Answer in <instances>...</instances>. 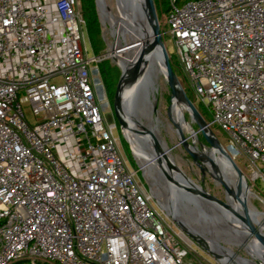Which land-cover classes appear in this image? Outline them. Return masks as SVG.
I'll return each mask as SVG.
<instances>
[{
	"label": "built area",
	"instance_id": "obj_1",
	"mask_svg": "<svg viewBox=\"0 0 264 264\" xmlns=\"http://www.w3.org/2000/svg\"><path fill=\"white\" fill-rule=\"evenodd\" d=\"M166 3L188 89L264 186V0ZM84 25L78 0H0V264H217L127 167Z\"/></svg>",
	"mask_w": 264,
	"mask_h": 264
},
{
	"label": "water",
	"instance_id": "obj_2",
	"mask_svg": "<svg viewBox=\"0 0 264 264\" xmlns=\"http://www.w3.org/2000/svg\"><path fill=\"white\" fill-rule=\"evenodd\" d=\"M94 1L96 10L99 11L98 1ZM120 2L125 5L127 16L130 17L135 26L134 30H137L142 35V40L134 41L131 38L129 44L124 43L122 46L132 47L140 44L134 58L120 67V75L114 88L112 115L106 120L114 122L120 134L132 147L133 142L126 134V125L123 123L125 106L127 105L126 88L128 85L133 86L134 96H137L140 82L147 80L152 84V79L163 76L170 92V104L167 107L166 113L169 111H174L176 114L180 113L179 121L185 122V132L188 133V136H186L185 132L182 133L180 131V134H182L179 137L178 143L196 165L200 166L201 161L211 164L210 169L203 168L213 179L214 177L217 178L222 184L224 199L209 193L200 184L195 183L188 177L172 160L171 156L168 155L171 149L168 147L165 149L160 146L159 141L155 137H153L155 146L153 149L154 154L150 158L151 162L159 168L160 172L167 179H174L178 183V186L184 193V197L181 198L182 204H186L193 215L190 220L192 223L198 224L205 221L208 218V213L213 210H222V212L231 211L235 218L246 225L247 230L244 236L247 239H255L257 246L254 247V252H248V256H241L233 251L229 254L225 248L211 247L202 237L196 235L191 230L187 229L186 232L191 236L195 244L219 264H257V261L259 264H264V226L262 225V221L257 218L259 213L252 211L247 206L250 193L249 183L242 170L215 137L208 123L181 86L171 66L169 55L162 39L154 1L120 0ZM135 14H139L142 23H144L142 27L137 24ZM144 94L147 97L149 96L148 91H145ZM154 99L156 101V98ZM184 112H186L188 119L184 115ZM192 125H195L197 130H194ZM197 134H200L204 143L198 140ZM189 140L191 141L189 142ZM205 143L209 146L208 149L205 148ZM205 150H212V154L220 155L224 160L223 166L219 167L216 161L214 162V159L212 160L210 155L205 153ZM227 172L232 173L235 177V182L228 179ZM223 174L226 178H224ZM173 199L175 201L173 203H177V197L175 196ZM233 200H237V207L232 205Z\"/></svg>",
	"mask_w": 264,
	"mask_h": 264
},
{
	"label": "rangeland",
	"instance_id": "obj_3",
	"mask_svg": "<svg viewBox=\"0 0 264 264\" xmlns=\"http://www.w3.org/2000/svg\"><path fill=\"white\" fill-rule=\"evenodd\" d=\"M105 4L108 6L109 10L112 12L113 15H119V8L118 3L116 0H104ZM95 2V1H94ZM161 4L157 9V17L159 21L162 22V14L165 13L167 9V3L166 0H160ZM78 7L80 8V0H78ZM161 7V9H160ZM97 11V10H96ZM100 28H101V37H100V52L98 54H108L105 58L98 64L99 68V80L101 82V90L99 92V101L103 110V113L105 115V119H108L110 115H112V96L114 98V88L117 82V79L120 75V65L121 62L118 57L111 56L110 52L114 50H119L122 48L124 43L129 44L131 41V37L128 36L126 31L119 30V34H121V39L119 40V45L115 48V38L112 34L113 28L116 27L111 25L107 21H103L101 19V16L99 14V11H97ZM102 20V21H101ZM109 24V25H108ZM161 29L164 31L166 29V26L161 23ZM85 37V45L87 49V55L90 57L94 54L90 42L86 36V33L84 34ZM163 41L165 44V47L167 49L169 59L171 66L177 75V78L183 87L184 91L188 95V97L191 99L197 110H201L204 114V119L206 122L210 120V114L205 110L204 106L200 103H197L196 99L194 98L193 93L188 89L187 85V79L185 77L184 72L182 71V68L179 66L177 54L175 47L170 40V37L168 35L163 36ZM97 55V54H94ZM113 59H112V58ZM101 66H104L106 70L109 73V79L110 83H108L109 88L106 86V82L103 80V77L101 76ZM122 66V65H121ZM156 101L154 102L155 110L161 120L159 124V130L160 135L162 139L164 140L165 144L168 148L171 149L170 155L172 160L179 166V168L185 172V174L190 177L195 183L200 184L205 190H207L209 193L224 199V193L222 189V184L219 182L217 178L214 177V179L210 176V174L204 169L206 168V164L209 165V163L205 161L200 162V166L196 165L190 157L186 154V152L183 150L182 146L178 143L179 138L177 137L176 133L168 128V116H167V107L170 104V92L168 90V86L163 78V76H159L158 80V90L155 94ZM28 118L31 119L30 114L28 113ZM184 115L188 119V116L186 112H184ZM194 130L196 129L195 125H192ZM211 131L215 135V137L220 141V143L225 146L226 144V136L224 133H222L217 127L213 126L210 127ZM185 135L188 136V133L185 132ZM115 136L118 137V147L119 150L123 156V159L126 162L127 167L130 170H137L136 179L137 182L141 188V190L145 193V195L149 198V202L151 205L156 208L164 217L166 223L169 224V226L172 228L174 232L179 234L184 238V240H192L191 236L186 232L187 229H184L182 227V224L177 221L173 215H170L166 210V205L164 207L163 204V197L164 192L162 191L164 181L163 180H156L154 179V168H146L143 163V159L140 157V155H135L132 151V147L128 144V142L124 139V137L120 134L118 129H115ZM198 140L203 142V139L201 138L200 134H197ZM191 140H189L190 142ZM196 145H198L196 143ZM132 148V149H131ZM205 148L208 149L209 146L205 143ZM237 166L242 170L246 177V173L244 171V164L242 162V159H234ZM206 163V164H205ZM204 167V168H203ZM211 173V172H210ZM213 173V171H212ZM160 177V176H159ZM162 182V183H161ZM256 188L250 186V193L247 200V206L254 212L259 213V216L261 214H264V186L260 183H256ZM158 192V193H157ZM158 195V196H157ZM174 200V199H173ZM175 202V201H173ZM183 215H185L189 220L192 218V213L189 210V212H183ZM258 216V217H259ZM262 221V224L264 225V218H259ZM208 224V227H221L219 223H211L207 220L203 222H199V225L202 224ZM218 229V228H217ZM203 234L207 237H212L217 240V242L226 250L233 251L238 253L241 256H248V251L246 250L244 245H237L236 240H229L225 239L223 236L219 235L220 233H210L208 230H204ZM194 242V241H193ZM195 244V242H194ZM194 248L198 251L199 254L203 256L208 261L213 260L211 257L207 256L206 252L202 250L197 244H195ZM197 247V248H196ZM215 261V260H213ZM216 262V261H215ZM259 264V262H256ZM217 264H219L217 262Z\"/></svg>",
	"mask_w": 264,
	"mask_h": 264
},
{
	"label": "bare ground",
	"instance_id": "obj_4",
	"mask_svg": "<svg viewBox=\"0 0 264 264\" xmlns=\"http://www.w3.org/2000/svg\"><path fill=\"white\" fill-rule=\"evenodd\" d=\"M99 4V12L101 19L103 21L109 22L112 26L114 25L116 28L112 30V34L115 38V48L119 45V40L121 39V34H119V30H124L130 36L134 41H141L142 35L137 30H134V25L130 19L129 16H127V13L125 11V5L120 2V0H117L118 2V8L120 14L117 16L113 15L112 12L109 10L108 6L105 4L104 0H97ZM104 3V5H102ZM135 20L139 26H143L144 23H142V20L140 19L139 14H135ZM101 20V21H102ZM109 25V24H108ZM140 45V44H139ZM139 45H134L132 47H122L119 50H114L110 52L111 56H116L119 58L121 65L123 66L124 63L127 61H130L134 58ZM120 65V67H122ZM145 73V72H143ZM158 80L159 78L152 79V84H150L149 81L143 80L140 82L138 87V93L137 96H134V88L133 86L128 85L126 88V103L125 106V117L123 123L126 125V134L129 136L132 143V148L135 155H140V157L143 159L144 166L146 168H154V181L156 180H163L164 185L162 188V191L164 192L163 197V204L164 207L166 205V210L170 215H173V217L179 221L182 224V227L184 229L191 230L196 235L202 237L207 244H209L213 248L221 247L223 248L216 239L212 237H207L203 234L204 230H208L210 233H220L219 235L223 236L225 239L229 240H236L237 245H244L246 250L249 253L254 252V247L257 246V243L255 239H247L244 236V233L247 230L246 225L243 224V222L239 221L235 216L231 213V211L222 212L219 210H213L210 213H208V218L206 219L208 222L211 223H219L221 227H208V224H194L192 223L185 215H183V212H189L190 208L186 204H182L181 198L184 197L183 191L178 186V183L174 179H167L159 170L157 166L154 165V163L151 162V156L154 154L153 149L155 146V142L153 140V137H155L159 143L160 146L166 149L167 145L165 144L164 140L162 139L160 135L159 130V124L161 122L155 107V94L158 90ZM149 93V96H145L144 92ZM169 126L168 128L173 130L177 137L179 138L182 133L185 132V122H180V116L181 114H176L174 111H169L167 113ZM178 122V123H177ZM189 124V123H188ZM180 131L182 132L180 134ZM212 150H205V153L210 155L211 159H214V162L216 161L217 165L219 167H222L223 165V159L220 155L212 154ZM170 155V153H168ZM206 162V161H205ZM164 165L165 163L162 162ZM209 163V162H207ZM206 164V163H205ZM166 166V165H165ZM206 168L210 169L211 164L207 165ZM213 168V167H212ZM228 171V170H227ZM230 172V171H228ZM228 179H230L232 182H235V177L232 175V173H228ZM160 176V177H159ZM223 176H225L223 174ZM226 178V176L224 177ZM162 183V182H161ZM158 193V192H157ZM158 196V195H157ZM177 197V203H173V197ZM237 200L232 201V205L237 207ZM222 212V214H221ZM263 217L264 214H261V216L257 217L259 218ZM263 225V224H262ZM264 226V225H263ZM242 233V234H241ZM224 249V248H223ZM226 250V249H225ZM229 254H231V251L226 250Z\"/></svg>",
	"mask_w": 264,
	"mask_h": 264
},
{
	"label": "trees",
	"instance_id": "obj_5",
	"mask_svg": "<svg viewBox=\"0 0 264 264\" xmlns=\"http://www.w3.org/2000/svg\"><path fill=\"white\" fill-rule=\"evenodd\" d=\"M153 1H154L155 9L157 12V9L161 4L159 2L160 0H153ZM80 8H81V12H82L83 19L85 22L84 30L90 42L91 48L94 54L100 55L98 53L100 52L99 44H100V37H101V28H100V23H99L97 11H96L95 2L94 0H80ZM98 71H99V68H98ZM100 71H101V76L103 77V80L106 82V86L109 88L108 83H110V80H108L109 79L108 71L106 70L104 66H101ZM113 99L114 98L112 96V101ZM203 110L205 112V109ZM199 112L204 118L203 112L201 110H199Z\"/></svg>",
	"mask_w": 264,
	"mask_h": 264
}]
</instances>
